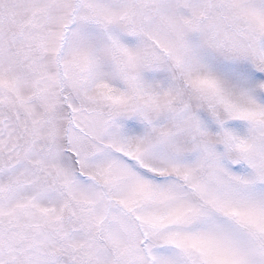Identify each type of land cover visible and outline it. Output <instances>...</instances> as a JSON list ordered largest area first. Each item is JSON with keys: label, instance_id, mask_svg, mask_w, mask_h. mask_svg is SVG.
Returning <instances> with one entry per match:
<instances>
[{"label": "snow or ice", "instance_id": "6c2138e0", "mask_svg": "<svg viewBox=\"0 0 264 264\" xmlns=\"http://www.w3.org/2000/svg\"><path fill=\"white\" fill-rule=\"evenodd\" d=\"M0 264H264V0H0Z\"/></svg>", "mask_w": 264, "mask_h": 264}]
</instances>
